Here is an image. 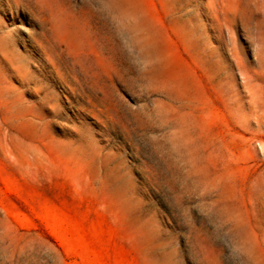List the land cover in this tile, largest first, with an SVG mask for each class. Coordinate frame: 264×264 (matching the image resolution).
<instances>
[{
  "label": "rangeland",
  "instance_id": "1",
  "mask_svg": "<svg viewBox=\"0 0 264 264\" xmlns=\"http://www.w3.org/2000/svg\"><path fill=\"white\" fill-rule=\"evenodd\" d=\"M138 2L0 0V264H264V0Z\"/></svg>",
  "mask_w": 264,
  "mask_h": 264
},
{
  "label": "bare ground",
  "instance_id": "2",
  "mask_svg": "<svg viewBox=\"0 0 264 264\" xmlns=\"http://www.w3.org/2000/svg\"><path fill=\"white\" fill-rule=\"evenodd\" d=\"M116 4L123 6V7H136L139 6L138 0H113ZM141 46L144 49V52L147 55H152L156 57H161V49L159 47V43L157 40L151 36H145L142 41H141ZM159 68L163 70L171 69L174 68V64L171 61H164L160 60L159 61ZM149 264H165L164 262L151 257L149 260Z\"/></svg>",
  "mask_w": 264,
  "mask_h": 264
}]
</instances>
